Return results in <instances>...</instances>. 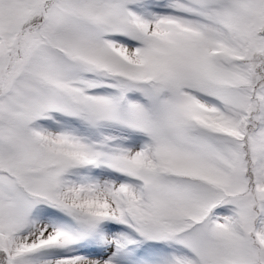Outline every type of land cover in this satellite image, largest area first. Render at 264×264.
Instances as JSON below:
<instances>
[{"label":"snow or ice","instance_id":"6c2138e0","mask_svg":"<svg viewBox=\"0 0 264 264\" xmlns=\"http://www.w3.org/2000/svg\"><path fill=\"white\" fill-rule=\"evenodd\" d=\"M0 264H264V0H0Z\"/></svg>","mask_w":264,"mask_h":264}]
</instances>
